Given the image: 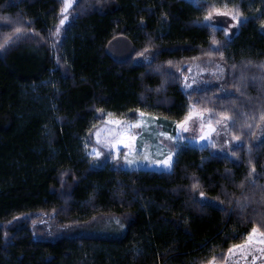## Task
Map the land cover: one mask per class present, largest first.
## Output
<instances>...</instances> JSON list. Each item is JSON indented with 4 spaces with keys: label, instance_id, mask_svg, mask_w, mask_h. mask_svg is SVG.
<instances>
[{
    "label": "trees",
    "instance_id": "1",
    "mask_svg": "<svg viewBox=\"0 0 264 264\" xmlns=\"http://www.w3.org/2000/svg\"><path fill=\"white\" fill-rule=\"evenodd\" d=\"M62 5L0 0V264L224 263L264 233V0H75L57 38ZM223 10L231 37L201 21ZM191 109L241 143L167 140L169 171L114 157L108 114L170 130Z\"/></svg>",
    "mask_w": 264,
    "mask_h": 264
},
{
    "label": "rangeland",
    "instance_id": "2",
    "mask_svg": "<svg viewBox=\"0 0 264 264\" xmlns=\"http://www.w3.org/2000/svg\"><path fill=\"white\" fill-rule=\"evenodd\" d=\"M187 1L195 3L197 0ZM228 12L233 11H216L209 20H205V15L201 21L221 27L224 31L227 29L225 33L231 37L237 31L244 15H241L239 20H233L231 16L227 15ZM108 51L116 60H124L131 54L132 45L127 39L118 38L110 43ZM190 113L191 118L186 128L178 127L179 123H174L170 130H166L163 123L157 122L155 117L148 114L141 113L134 121H122L108 114L106 122L117 125L120 129L112 144L114 157L121 155L126 169L169 171L171 168L156 163L157 160L165 159L169 152H173L174 160L175 150L170 149L169 142L173 143L174 147L181 144H190L198 148L210 145L213 153L218 155H229L231 149L241 143L239 139H233L229 135L224 122L218 121L213 124L209 120L208 113L197 109H191L187 116ZM115 121H119V123ZM209 125L212 127L209 128ZM165 133L167 135H164ZM87 153L94 155L95 150H90ZM128 161L133 163L129 164ZM261 239H264V236H261L257 231L251 243L238 244L242 247L235 248L231 253H228L227 259L222 264H264V251H261L264 249V244L258 242ZM212 264L217 263L212 262Z\"/></svg>",
    "mask_w": 264,
    "mask_h": 264
},
{
    "label": "snow or ice",
    "instance_id": "3",
    "mask_svg": "<svg viewBox=\"0 0 264 264\" xmlns=\"http://www.w3.org/2000/svg\"><path fill=\"white\" fill-rule=\"evenodd\" d=\"M73 4V0H63V5L61 8V12L64 14L63 18L59 21V24H57L56 26V32L54 33L57 38H59V33L61 31L60 26L63 25L65 23V21L68 19V9L72 6ZM213 13L211 11H209L206 16H205V20H209L212 17ZM227 15L231 16L233 20H239L241 19V13L240 12H228ZM264 23V22H262ZM225 31L227 32V29H225ZM0 47H2V45H0ZM139 55H143V53H140ZM146 58V57H145ZM111 115V114H110ZM222 116H225V118L227 117V114L222 113ZM191 118V113L189 116H186L184 120L180 121L178 124V127H187V123L189 121V119ZM116 123H119V121H115ZM212 126L209 125V128H211ZM164 135H167L166 133ZM233 139H238V137H233ZM94 155L96 157H99L101 155V153L99 151H96L94 153ZM129 164L133 163L132 161H128ZM157 164H163L168 168H171L172 163H173V152H169L167 157H165V159L163 160H157L156 161ZM254 172V169L252 172H250V175H252ZM193 189H196L197 187H199V183L196 182L192 185ZM201 197H203L205 194L204 192H200ZM258 229L256 227H253V229L251 230L250 233H248V240L245 241V243H251L252 238L254 237V235L257 233ZM261 236H264V233H260ZM261 244H264V239H261L260 241H258ZM241 245H233L230 249H229V253H231L233 251V249L235 248H241ZM261 251H264V249H261ZM214 259V258H213ZM209 264H212V261H209Z\"/></svg>",
    "mask_w": 264,
    "mask_h": 264
}]
</instances>
